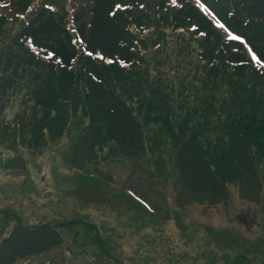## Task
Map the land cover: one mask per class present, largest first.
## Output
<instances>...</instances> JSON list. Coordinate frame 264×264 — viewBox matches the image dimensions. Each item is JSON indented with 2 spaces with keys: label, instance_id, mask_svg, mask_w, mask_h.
<instances>
[{
  "label": "trees",
  "instance_id": "trees-1",
  "mask_svg": "<svg viewBox=\"0 0 264 264\" xmlns=\"http://www.w3.org/2000/svg\"><path fill=\"white\" fill-rule=\"evenodd\" d=\"M8 1L12 0H0V9ZM16 2L19 12L26 14L17 37L33 55L27 56L28 64L17 66L9 56H0V101L6 91L30 85L29 115L24 123H17V129L11 128L18 143L26 139L38 145L43 131L39 133L36 124L41 121L40 129L46 128L51 139L72 124L87 145L89 158L95 159L96 152L106 147V156L122 154L143 169L138 161L141 152L147 143L150 149L159 148L160 139L171 143L175 173L191 200L225 201V185L235 179L242 189L256 187L255 193L262 195L257 167L264 161V80L253 67L248 49L264 69V0H201L209 15L196 0L162 12L160 17L174 28L195 25L202 34L198 54L203 63L193 74L174 77L181 84L180 88L171 86L169 97V92L158 90L149 80L156 73L161 76L162 70L146 61L137 63L133 28H142L148 19L143 11L116 9L117 3L123 4L121 0H89L85 12L86 0L73 11L69 27L48 3ZM217 20L242 40L224 39L214 27ZM132 69L144 77L127 76ZM25 76L29 78L21 81ZM220 88L223 98L217 101ZM132 98L141 104L134 106ZM154 98L159 104H152ZM245 103L253 107L247 109ZM228 105V110L222 107ZM78 109L81 116H77ZM149 121L162 122L163 128L147 129ZM6 126L4 122L0 131ZM91 240L102 248L99 235ZM61 243L55 224L18 222L0 240V264L41 256ZM241 261L247 264L242 256Z\"/></svg>",
  "mask_w": 264,
  "mask_h": 264
},
{
  "label": "rangeland",
  "instance_id": "rangeland-1",
  "mask_svg": "<svg viewBox=\"0 0 264 264\" xmlns=\"http://www.w3.org/2000/svg\"><path fill=\"white\" fill-rule=\"evenodd\" d=\"M39 2L58 10L69 27L73 11L86 4V0H36ZM121 2L127 5L123 8L143 11L148 17L142 28H133L137 63L146 61L162 70L161 76L159 72L149 80L153 79L158 90L169 92V97L171 86L180 88L175 78L193 74L203 63L198 54L202 34L192 26L174 28L160 16L195 0ZM17 5L12 0L0 9V56H9L16 66L28 64L27 56L33 55L17 37L26 16ZM88 8L89 0L84 11ZM214 27L230 40L216 21ZM249 55L264 80V69ZM127 76L144 77L137 75L136 69ZM144 81L146 84L147 79ZM29 86L23 83L6 91L0 101V129L4 122L7 124L4 132L0 131V240L18 222L26 226L43 223L57 225L62 243L17 264H245L241 256L247 264L264 262V161L257 167L260 197L256 187L242 189L235 179L225 185V201H194L175 173L169 141L159 139V148L150 149L147 143L146 150H141L138 161L146 172L122 154L106 156V147L96 152L95 159L89 158L87 145L80 141L78 129L73 130L72 124L51 139L46 128L40 129L41 121L36 124L39 133L43 131L38 145L26 139L18 143L11 128L17 129L29 115L33 105L27 97ZM222 88L217 91V101L223 98ZM154 99L152 104H159ZM131 101L134 106L141 104L136 98ZM222 107L229 109V105ZM252 107L246 105L247 109ZM79 111L77 116H81ZM159 125L162 122L149 121L146 128ZM96 234L105 244L102 248L91 240Z\"/></svg>",
  "mask_w": 264,
  "mask_h": 264
},
{
  "label": "snow or ice",
  "instance_id": "snow-or-ice-1",
  "mask_svg": "<svg viewBox=\"0 0 264 264\" xmlns=\"http://www.w3.org/2000/svg\"><path fill=\"white\" fill-rule=\"evenodd\" d=\"M196 2H197V4L199 5V7H200L201 9H203L204 11H209V9L205 6L204 3L201 2V0H196ZM115 7H116V9H120V8H122V7H127V5H122V4L117 3V4L115 5ZM216 24H217L220 28L225 29V35H226V37H227L228 39L242 40V37L237 36V35H235L234 33H232L231 31H229L228 29H226V28H225V25L222 24L220 21L217 20V21H216ZM193 27H195V25H193ZM248 51H249V52H252V50H251L250 48L248 49ZM89 55H91V53H89ZM96 55H99V53H96ZM252 55H253V58L255 59V58H256V54L253 52ZM137 199H139V197H137Z\"/></svg>",
  "mask_w": 264,
  "mask_h": 264
}]
</instances>
